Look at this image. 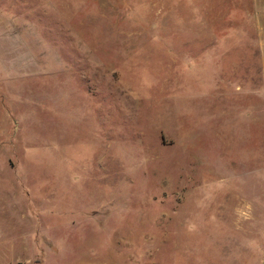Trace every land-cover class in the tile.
<instances>
[{
    "label": "rangeland",
    "instance_id": "obj_1",
    "mask_svg": "<svg viewBox=\"0 0 264 264\" xmlns=\"http://www.w3.org/2000/svg\"><path fill=\"white\" fill-rule=\"evenodd\" d=\"M0 264H264V0H0Z\"/></svg>",
    "mask_w": 264,
    "mask_h": 264
}]
</instances>
